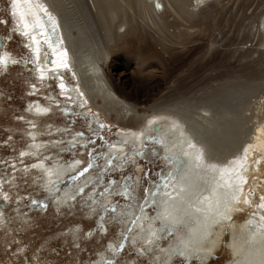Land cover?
Segmentation results:
<instances>
[{"label": "bare ground", "instance_id": "obj_1", "mask_svg": "<svg viewBox=\"0 0 264 264\" xmlns=\"http://www.w3.org/2000/svg\"><path fill=\"white\" fill-rule=\"evenodd\" d=\"M8 1L12 30L31 55L32 70L39 80L45 84L54 80L59 92L72 98L77 109L86 101L80 98L83 94L87 101L96 103L97 110L113 114L123 127L106 147L107 154H119L117 160L122 163L125 161L122 156L140 155L138 148H143L142 157L147 156L150 149L145 147V142H154L153 151L162 162L164 172L156 182L149 184L141 197L134 192L138 198L133 197L132 205L117 214L123 232L119 243L131 244L139 254H157L159 257L152 258L155 264H169L177 256L184 260L195 258L199 264H206L222 245L229 252L226 264H264V196L255 198L249 177L258 173L261 160L258 151L264 153V122L254 128L241 152L227 160H211L202 140L207 136L200 135L203 142L195 138L191 122L187 120V109L181 111L178 107L180 111H177L173 102L167 100L169 94H163L165 77H149L144 68L149 59L158 61L162 65L158 68L166 69V73L180 66L186 54L194 52L204 42V38L196 34L190 39L196 29L191 34L188 29L200 27L206 21L205 10L212 6V0H90L91 5L84 0L92 17L97 16L101 22L105 20L96 42L89 43V47L84 46L86 36L76 37L71 26L63 24L60 0L57 3L55 0ZM260 27L264 34V15L255 26V34L258 35ZM6 42L4 37L0 50V66L4 68L16 59L6 52ZM173 45H180L182 49L178 50L182 51H177V46ZM251 45L247 43L242 49L250 50ZM262 45L263 53L264 42ZM47 55H50L49 60H46ZM134 58L141 61L135 77L119 66L121 59ZM67 70L73 72L78 86L67 81ZM53 98L51 93L45 104L29 103V113L48 114L53 109L49 103ZM181 98L178 94L175 97L176 100ZM99 100L103 105L97 104ZM54 101L65 104V100ZM262 105L264 107V99ZM208 118V110L204 109L200 120ZM33 123L31 118L29 124ZM156 123L161 125L159 131L153 129ZM27 133L30 143L21 150V156L33 162L31 165L40 176L41 188L56 208H62L81 188L90 184L96 174L88 173L81 180L67 184L66 178L77 170L79 160L64 161L58 155H48L58 143L51 138L40 140L32 127ZM76 141L77 137L70 142ZM105 194L111 196L112 191L105 190ZM243 211H247L244 220L236 219ZM4 219L0 209V222ZM167 232L171 240L164 244ZM109 244L87 264H112L117 244Z\"/></svg>", "mask_w": 264, "mask_h": 264}, {"label": "rangeland", "instance_id": "obj_2", "mask_svg": "<svg viewBox=\"0 0 264 264\" xmlns=\"http://www.w3.org/2000/svg\"><path fill=\"white\" fill-rule=\"evenodd\" d=\"M84 2L60 0L59 10L63 24L71 26L76 37L86 36L84 39L88 44L84 43V46L89 47V43L96 42L100 25L105 20L103 18L101 22L97 16L92 17ZM88 2L91 3L90 0ZM211 2L213 7H207L206 21L202 23L206 27L201 24L188 29L190 34L196 29L190 39L195 36L204 38L202 44L205 45L199 44L191 55L186 54L181 65L174 67L176 71L173 68L166 73V69L158 68L162 66L158 61L151 59L145 62L144 68L149 77H165L163 94H169V99L167 95L166 98L173 102L177 111L187 109V120L191 122L195 138L204 141L211 160L220 161L241 152L251 139L254 128L264 122L262 28L258 35L255 34V26L259 25L260 17L264 15V0ZM9 13V1L0 0V34L7 40L6 52L16 58L6 68L0 66V180L4 184H0V202L6 204L5 209L0 207L5 218L4 222H0V262L87 264L109 243H113L117 247L112 255V264H155L152 258L159 257L157 254H139L131 244L119 243L123 232L117 216L122 208L132 205V199L138 198L136 192L141 197L149 184L156 182L164 172L162 162L153 151L154 142H145V147L150 149L145 158L142 157L143 148H138L137 151L141 152L138 156H122L125 160L122 163L117 160L119 154H107L106 147L123 130L117 118L97 110L95 102L87 101L82 93L80 98L86 101L81 109H77L72 98L59 92L54 80L50 79L46 84L41 82L32 70L31 55L12 30ZM199 28L203 32H199ZM247 43H251L252 47L244 51L242 47ZM179 46L176 50L182 51ZM90 52L93 53V48ZM136 60L121 59L119 66L135 77L141 64L140 60ZM65 77L71 85L78 86L72 71H65ZM186 92L190 94L185 95ZM51 93L54 100H65V104L51 100L49 103L53 109L48 114L36 116L29 113V103L40 101L45 104L46 97ZM177 94L182 97L180 101L175 99ZM101 102L99 100L97 104L103 105ZM204 109L208 110L209 118L201 121ZM31 118L34 120L32 125L29 124ZM29 127L37 132L40 140L51 138L58 143L59 146L52 147L48 155H58L64 161L79 160L77 170L66 178L67 184L81 180L88 173L96 174L95 179L81 188L62 208H56L41 188L40 176L31 165L33 162L21 156V150L30 143L27 137ZM202 134L207 139L200 138ZM75 137L78 141L71 144ZM258 153L261 157L258 173L249 175L250 190L255 198L264 196V153ZM106 155L110 158L107 159ZM105 190L112 191V195H106ZM125 194L131 195L127 197ZM246 212L239 213L236 219L244 220ZM168 236L167 232L164 244L171 240ZM228 253L222 245L206 264H226ZM169 264L199 263L195 258L184 260L177 256Z\"/></svg>", "mask_w": 264, "mask_h": 264}, {"label": "water", "instance_id": "obj_3", "mask_svg": "<svg viewBox=\"0 0 264 264\" xmlns=\"http://www.w3.org/2000/svg\"><path fill=\"white\" fill-rule=\"evenodd\" d=\"M3 39H4V36L0 34V45H2V46H0V50L3 49ZM49 56H50V55H47L46 60H49V58H50ZM160 128H161V125H160L159 123H156V124H154V126H153V129H154L155 131H159ZM0 207H1L2 209L5 208V204L2 203V202H0ZM0 264H2V263L0 262ZM26 264H29V263H26Z\"/></svg>", "mask_w": 264, "mask_h": 264}, {"label": "snow or ice", "instance_id": "obj_4", "mask_svg": "<svg viewBox=\"0 0 264 264\" xmlns=\"http://www.w3.org/2000/svg\"><path fill=\"white\" fill-rule=\"evenodd\" d=\"M0 46H2V45H0Z\"/></svg>", "mask_w": 264, "mask_h": 264}]
</instances>
